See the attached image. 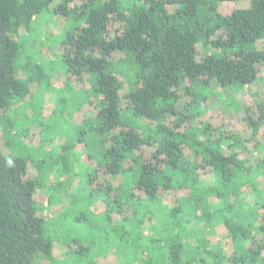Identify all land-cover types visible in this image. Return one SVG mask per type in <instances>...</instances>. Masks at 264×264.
<instances>
[{"label":"trees","instance_id":"1","mask_svg":"<svg viewBox=\"0 0 264 264\" xmlns=\"http://www.w3.org/2000/svg\"><path fill=\"white\" fill-rule=\"evenodd\" d=\"M56 19L51 70L30 44ZM263 67L264 0H0V264H264V101L236 100ZM79 195L86 245L60 234Z\"/></svg>","mask_w":264,"mask_h":264},{"label":"rangeland","instance_id":"2","mask_svg":"<svg viewBox=\"0 0 264 264\" xmlns=\"http://www.w3.org/2000/svg\"><path fill=\"white\" fill-rule=\"evenodd\" d=\"M245 1H237V2H232V3H223L220 8L221 11L223 13H228L231 9L236 8L237 6H239V4L243 3ZM234 3V4H233ZM47 15H50V13L48 14H43L40 15L38 17L39 22L42 24L44 21L50 23V20L53 19L52 17H47ZM45 22V23H46ZM62 20L61 19H56L55 21H53V25H55L54 27L51 24H43V26L39 27L37 31L33 32V37L37 38L36 42H33L30 44V49L34 50L37 46L42 45L44 46V51L46 50L45 54L46 57L48 58H40L37 55V59H39V62H41L43 64V66L46 68L48 67V69H53L54 70H58V69H62L63 66L61 64V60L59 58V55L55 56L54 58V53L58 54V49L60 46V42L63 39V23H61ZM41 50V49H40ZM49 53L51 55H49ZM53 53V54H52ZM55 60V63L49 62L50 59ZM64 69V68H63ZM64 78L59 75L58 73L55 74L54 78H53V85L57 88H61L63 86V80ZM213 91H218L220 93H225V91L220 90V88H218V86L215 84L214 86H212ZM65 91L61 92V95L63 96ZM51 95H47L46 98H44V102L46 103V106L49 108L54 107V103L52 101H50V97ZM230 96V95H228ZM225 97H227L225 95ZM38 103H40V98L35 99ZM236 100L238 102L239 105H241V107L244 108H248L250 110V113H254L255 114V103L259 102V101H264V67L261 69L260 71V77L259 80L252 86L245 88L242 92L238 93L236 96ZM212 109L214 110L215 114H214V118L213 121H217L216 124L219 123V119L222 116L225 119V124L226 126L224 127L226 130H239L238 127H242V119H243V115L244 112H236L234 113L233 110V106L230 104H227L224 106V112L220 114L219 112V108H217L218 106V101L215 99L212 102ZM64 106H71L67 103H65ZM216 107V108H215ZM33 108H35V105H33ZM211 110V109H210ZM222 110V109H220ZM212 111V110H211ZM83 113H88L87 108H84ZM80 113H76L74 114L73 117V122L74 123H79L78 119H80ZM59 120V121H58ZM56 120L51 119L49 120L46 124H45V128L43 130V134L45 137H52L53 135H56L57 132H60L61 129L64 128L68 129V126L65 127L64 124H62V122L60 121V119ZM32 124H38L37 120H32ZM74 129V128H73ZM71 136L74 137V132L72 131ZM31 142L32 144H35L34 142H36L37 140V136L31 135ZM44 139V138H42ZM261 141V142H260ZM260 143L263 145L264 144V137H260ZM82 152V151H80ZM257 154H253V156H256ZM83 159H85L83 157ZM42 194L38 193L36 198L37 200L42 199ZM82 195L78 196V202L77 204L72 205L69 209H70V217L66 218L65 220H62L61 223V228H64L63 231L60 232L61 237H62V241L63 242H67L70 239H75L80 241H83L84 244L86 245L87 243H90L92 240V231L88 226L89 224L93 223V220H97L99 219L98 217H96V214H91L90 211L86 208L84 201L82 200ZM168 198V202H172V197H167ZM98 209H102L101 206L100 208L97 206L96 207V211H98ZM81 214H84L86 216L87 219L85 220H80V222L76 223L74 222V218L77 216H80ZM93 219V220H92ZM215 225L217 226V223L215 221ZM215 226V227H216ZM219 230H217V234L214 235V237L216 238H220L222 232L225 233V230H223L222 228H218ZM60 234L59 237L57 239V242H55L56 244L60 243ZM86 242V243H85ZM63 245V243H61ZM103 244V243H102ZM97 246L99 244H96ZM111 245V244H110ZM110 245H106V247L110 246ZM225 246L228 249L227 251L231 250V244L229 240H226L225 242ZM99 247V246H98ZM98 247H95L96 249H100ZM104 247V244H103ZM65 249L62 247H57L56 248V254L62 258V256L65 255ZM76 259L73 258L71 256V258L67 261V262H63L62 264H73V262ZM43 264H48L47 262H44ZM76 264V263H74Z\"/></svg>","mask_w":264,"mask_h":264}]
</instances>
